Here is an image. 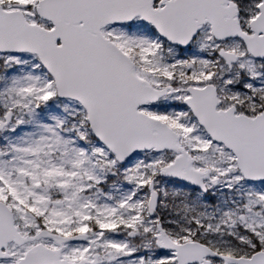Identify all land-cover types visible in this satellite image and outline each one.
<instances>
[{
    "label": "snow or ice",
    "instance_id": "1",
    "mask_svg": "<svg viewBox=\"0 0 264 264\" xmlns=\"http://www.w3.org/2000/svg\"><path fill=\"white\" fill-rule=\"evenodd\" d=\"M0 264H264V0H0Z\"/></svg>",
    "mask_w": 264,
    "mask_h": 264
}]
</instances>
